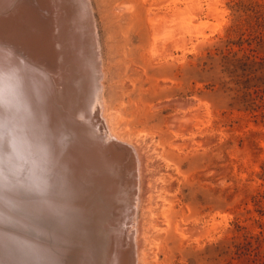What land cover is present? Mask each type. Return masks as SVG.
Here are the masks:
<instances>
[{"label": "rangeland", "instance_id": "rangeland-1", "mask_svg": "<svg viewBox=\"0 0 264 264\" xmlns=\"http://www.w3.org/2000/svg\"><path fill=\"white\" fill-rule=\"evenodd\" d=\"M91 2L106 68L97 122L107 140L134 147L122 152L132 162L121 205L134 202L136 222L115 226L121 255L133 253L137 264H264V91L253 64L264 58V0ZM157 15L173 20L161 25ZM176 115L191 120L184 135L168 128ZM48 223L29 231L56 245Z\"/></svg>", "mask_w": 264, "mask_h": 264}, {"label": "bare ground", "instance_id": "bare-ground-1", "mask_svg": "<svg viewBox=\"0 0 264 264\" xmlns=\"http://www.w3.org/2000/svg\"><path fill=\"white\" fill-rule=\"evenodd\" d=\"M35 1L42 9L47 6L50 18L43 11L38 17L21 0H0V14L12 8L0 16V264H137L133 253L121 255L122 233L115 230L125 219L136 222V206H130L134 202L128 200L133 204L126 209L121 205L125 195L120 197L128 192L132 162L122 152L132 153L134 147L114 137L107 140L101 128L105 124L97 122L106 68L95 9L91 0ZM169 5L176 16L177 2ZM172 15H157L161 22L157 20L162 25ZM68 31L71 39L64 49L59 41ZM56 35L55 45L47 48ZM187 104L176 103L180 108ZM200 107L208 109L206 104ZM175 117L168 128L184 135L191 120ZM94 136L100 137L98 145L92 143ZM44 220L56 245L42 243L29 231Z\"/></svg>", "mask_w": 264, "mask_h": 264}, {"label": "trees", "instance_id": "trees-1", "mask_svg": "<svg viewBox=\"0 0 264 264\" xmlns=\"http://www.w3.org/2000/svg\"><path fill=\"white\" fill-rule=\"evenodd\" d=\"M262 34H260L261 36ZM254 66L258 65V68L255 69V73H256V80H257V83L255 85L256 89L261 91L263 90L264 91V58L262 59L261 62H253ZM257 73H260L261 75L258 76Z\"/></svg>", "mask_w": 264, "mask_h": 264}, {"label": "water", "instance_id": "water-1", "mask_svg": "<svg viewBox=\"0 0 264 264\" xmlns=\"http://www.w3.org/2000/svg\"><path fill=\"white\" fill-rule=\"evenodd\" d=\"M27 6V5H26ZM26 6H24V7H26ZM28 7V6H27ZM26 7V8H27ZM29 8V7H28ZM12 9V8H11ZM31 9V8H30ZM4 10V9H3ZM32 10V9H31ZM4 11H6V10H4ZM4 11H1V12H4ZM42 14H38V17L39 16H41ZM43 17V16H42ZM44 18V17H43ZM67 31V30H66ZM67 34H70V32L68 31V32H66V34H64L63 35V37H62V39H61V41H59V43H60V45H61V47H63L64 49H65V46H68L69 45V37H70V39H71V36L70 35H67ZM57 35L54 37V40L56 39L57 40ZM4 47L5 48H10L6 43H5V45H4ZM14 51H16V53L18 52L16 49H13Z\"/></svg>", "mask_w": 264, "mask_h": 264}]
</instances>
